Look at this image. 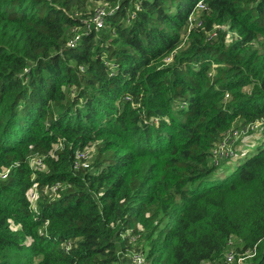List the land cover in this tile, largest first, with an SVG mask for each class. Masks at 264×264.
Listing matches in <instances>:
<instances>
[{
	"label": "trees",
	"instance_id": "trees-1",
	"mask_svg": "<svg viewBox=\"0 0 264 264\" xmlns=\"http://www.w3.org/2000/svg\"><path fill=\"white\" fill-rule=\"evenodd\" d=\"M2 170L0 264H264V0H0Z\"/></svg>",
	"mask_w": 264,
	"mask_h": 264
},
{
	"label": "built area",
	"instance_id": "built-area-1",
	"mask_svg": "<svg viewBox=\"0 0 264 264\" xmlns=\"http://www.w3.org/2000/svg\"><path fill=\"white\" fill-rule=\"evenodd\" d=\"M197 9H201L204 8V4L202 2H199L196 5ZM102 9L96 10L95 14H94V20H96V22H98V24L96 25H100V16L102 14L101 12ZM214 35V34H212ZM211 35V36H212ZM71 45V43H70ZM262 122L261 121H255V122H251L248 124H244L243 127H238V128H231L230 130H228L223 136L222 141L217 144L215 146V148L212 151L213 154V162L216 165H218V163L220 161H222L223 159L226 158H232L234 157V153L236 152L237 147V141L238 139L244 135L245 133L249 132V131H254V130H258L261 127ZM84 150H78L74 156H73V164H72V168L74 170H79L81 168H87L89 165H86L87 163V157L88 154H83L81 152H83ZM78 153V154H77ZM78 155L77 157H75V155ZM29 163V167L31 168V170H33L34 172L37 170H41L44 167V162H43V157H31L28 161ZM53 187H60L59 183H56L55 185H53ZM52 187V188H53ZM27 198L29 200V202L31 203L32 201H34V199L36 198L35 195V191L33 188H31L28 192H27ZM69 245H65L64 246V251L68 250ZM137 256H134L136 255ZM132 256L134 257L131 261L132 264H142L143 263V259L141 257L140 254L138 253H134L132 254ZM249 256L247 251H244L241 254V258L237 259L234 264H241L245 258H247ZM142 259V261H141ZM225 259L227 262H232L235 260L234 255L232 254V252H228L225 254ZM202 264H211V263H202Z\"/></svg>",
	"mask_w": 264,
	"mask_h": 264
},
{
	"label": "rangeland",
	"instance_id": "rangeland-1",
	"mask_svg": "<svg viewBox=\"0 0 264 264\" xmlns=\"http://www.w3.org/2000/svg\"><path fill=\"white\" fill-rule=\"evenodd\" d=\"M100 5V3H91L90 6L87 8V10H91V8L93 9L95 6H98ZM93 13V11H92ZM95 13V12H94ZM191 20V18H189V21ZM216 26H214L213 28H215ZM211 34V32H208L206 33V36H209ZM225 39H226V42H230V40L234 39V37L232 36V34L230 32L227 31L226 29V36H225ZM170 57L172 58V55H170ZM169 57L168 60H166L167 63H170L171 61V58ZM261 128V127H260ZM260 128L258 130H254V131H249L247 133H245L244 135H242L238 141H237V145L240 147L241 145H244L241 149L243 148H249V147H253L255 144H257L259 141H257L259 139V137L261 138V135H260ZM58 145H55L54 148H56ZM97 142H93V143H90L88 145H86L84 148H81V149H78V150H84L83 154H88V157H87V163L86 165H90L95 157V154H96V151H97ZM76 150L75 153L78 151ZM254 150V149H253ZM74 153V154H75ZM78 154V153H77ZM75 155V157H77L78 155ZM233 160V159H232ZM44 168V167H43ZM38 171V170H37ZM36 171V172H37ZM8 174V171L7 170H2V172H0V178L1 180H4L6 175ZM53 187V186H52ZM44 188L41 190V192H38L36 191L37 188H33L34 191H35V195H36V198L34 199V201H32L30 204H31V207L32 209H35L36 207V200L38 197H41V196H46V197H54V196H57L59 191L62 189L63 186H60V187H53V188ZM36 189V190H35ZM233 251V249H232ZM234 252V251H233ZM136 252H133L132 254H134ZM132 254L130 256H128L129 254H126L124 257H123V260L120 264H131V260L134 258L132 256ZM134 256H137L134 255ZM234 258L237 260L239 258H241V254L240 253H236L234 254ZM142 261V259H141ZM236 263V262H235ZM225 264V263H224Z\"/></svg>",
	"mask_w": 264,
	"mask_h": 264
},
{
	"label": "crops",
	"instance_id": "crops-1",
	"mask_svg": "<svg viewBox=\"0 0 264 264\" xmlns=\"http://www.w3.org/2000/svg\"><path fill=\"white\" fill-rule=\"evenodd\" d=\"M244 145H241V147L239 148V150L243 147ZM244 149V148H243Z\"/></svg>",
	"mask_w": 264,
	"mask_h": 264
}]
</instances>
